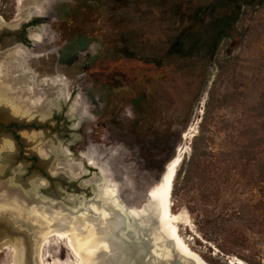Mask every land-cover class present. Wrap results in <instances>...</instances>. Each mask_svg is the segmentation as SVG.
I'll use <instances>...</instances> for the list:
<instances>
[{"label": "rangeland", "instance_id": "374dc122", "mask_svg": "<svg viewBox=\"0 0 264 264\" xmlns=\"http://www.w3.org/2000/svg\"><path fill=\"white\" fill-rule=\"evenodd\" d=\"M1 1L10 17L0 15L8 29L0 26V64L8 61L0 69V120L18 124L21 147L1 133L0 205L77 211L103 181L127 208L142 210L184 133L194 126L197 134L217 57L230 63L220 92L252 104L263 84L264 0H13L12 11ZM33 19L31 46L16 41V30ZM244 24L259 28L254 44L248 33L236 44ZM15 56L24 78L10 63ZM215 118L209 147L233 146L238 112L225 108ZM258 199V190L230 184L208 205L185 189L171 195L170 210L186 218L179 234L208 263L264 264V216L252 212ZM1 217L18 218L12 209ZM17 233L0 234V248ZM238 234L243 246L227 243ZM44 255L51 264H76L56 238ZM11 263L2 249L0 264Z\"/></svg>", "mask_w": 264, "mask_h": 264}, {"label": "bare ground", "instance_id": "6f19581e", "mask_svg": "<svg viewBox=\"0 0 264 264\" xmlns=\"http://www.w3.org/2000/svg\"><path fill=\"white\" fill-rule=\"evenodd\" d=\"M6 58L8 56L5 55L4 59ZM7 63L3 61L0 69H6ZM10 63L16 67L17 57L10 60ZM18 69L21 72L19 77L27 76L20 63ZM24 91L28 97H31V93L28 92L30 88ZM194 131V126H191L184 133L183 144L168 163L161 183L152 192L151 200L143 205L142 210L133 211L127 208L119 200L113 186L103 181L95 184L98 194H95L93 199L83 202L79 211L60 209L62 207L54 209L46 205H36L30 210H25L16 200H13V205L1 204L0 211L6 212L12 209L18 217L12 218L15 221L1 217L2 231L10 230V225L15 227L14 223H16L21 229L19 233L22 236L18 240H11L10 244L5 243L0 248V252L3 249L11 253V264H28L29 258L34 259L33 264H51L45 260L44 249L48 239L56 238L63 242L66 255L73 257L76 264H152L149 252L148 254L144 252V246L132 248L134 229L146 243L152 239L157 242L158 249L152 254L160 257V260L164 252L173 249L187 261L210 264L192 251L181 238L177 226L182 223L187 225L186 218L182 215H174L170 210L172 184L186 154L183 148L187 147ZM23 212L29 216H25L26 219L32 217V220L28 219L30 221L26 222L21 219ZM136 257H140L138 262H135ZM229 264L242 263L234 259Z\"/></svg>", "mask_w": 264, "mask_h": 264}, {"label": "trees", "instance_id": "16d2710c", "mask_svg": "<svg viewBox=\"0 0 264 264\" xmlns=\"http://www.w3.org/2000/svg\"><path fill=\"white\" fill-rule=\"evenodd\" d=\"M9 4L12 11L13 0H2ZM11 13V12H10ZM0 15L8 20L10 17L0 10ZM236 17V21L239 19ZM259 28L253 24L249 28L244 24L238 34V41L244 39L248 33L250 44H254ZM254 31V32H253ZM248 46V43L247 45ZM218 50L216 43L211 58ZM126 52V51H125ZM125 57L133 58L131 54ZM217 72L215 79L208 90L204 104L203 114L197 127V134L190 142V155L182 161L172 184L171 195L181 191H194L204 204H212L225 185H238L247 190H258L264 195V71L262 72V87L254 103L243 102L233 92L222 93L219 84L227 75L230 63L226 58L216 59ZM225 108H232L238 112L233 131L234 144L225 149L212 151L209 144L213 142L212 128L215 124L216 114ZM252 212L264 216V199H258L252 205ZM246 240L243 237H232L228 244L241 247Z\"/></svg>", "mask_w": 264, "mask_h": 264}, {"label": "water", "instance_id": "95a60500", "mask_svg": "<svg viewBox=\"0 0 264 264\" xmlns=\"http://www.w3.org/2000/svg\"><path fill=\"white\" fill-rule=\"evenodd\" d=\"M1 23L2 22L0 21V24ZM0 26L3 28V30H8V29H6L7 27L6 28L4 27V24L0 25ZM189 147H190V145H189ZM171 180H172V177L170 178V182H171ZM96 189H97V186H96ZM96 192H97V190H96ZM95 194L97 195L98 193H95ZM150 196H151L150 193L148 192V190H146V192L142 198V201H145L147 203L148 201L151 200ZM93 197L91 199H93ZM16 233L17 232L14 230H13V232L11 230H8V231L6 230V232L2 231V224L0 223V234L1 235H10V234H16ZM17 234L22 236V234H20V233H17ZM132 237H133L131 240L132 248L136 249V248H139L141 246H144V252L147 254L149 252V254H150L149 259H151L152 264H196V263H192L191 261L185 260L180 254L175 252L173 249H171L168 252L167 251L164 252L163 256L161 257V260H160V257L155 256L156 254H152L153 251H156L158 249V246L156 245L157 242L155 243L154 239H152L150 242L146 243V241L139 234V232L137 230H134V229H133ZM150 251H151V253H150ZM139 259H140V257H136L135 262H138ZM33 260L34 259L29 258L28 264H33L34 263Z\"/></svg>", "mask_w": 264, "mask_h": 264}, {"label": "flooded vegetation", "instance_id": "af4514ba", "mask_svg": "<svg viewBox=\"0 0 264 264\" xmlns=\"http://www.w3.org/2000/svg\"><path fill=\"white\" fill-rule=\"evenodd\" d=\"M39 25V20L38 19H33L30 20L26 23H24L22 26H20V28H18L16 30V38L15 40L20 42V43H25L28 44L30 42V46L32 44V40H31V32L37 28V26ZM51 46V45H50ZM49 46V47H50ZM47 47V48H49ZM31 49V47H30ZM41 49V48H40ZM46 49V48H44ZM16 51V50H14ZM6 56H12V52H7V54H5ZM19 126L17 123L12 122V123H3L0 120V135L2 134H6V133H10L11 137L15 140V143L18 147H21L20 142H19V137L17 135V130H18ZM21 153V151H20ZM33 161H36V157L32 158Z\"/></svg>", "mask_w": 264, "mask_h": 264}]
</instances>
